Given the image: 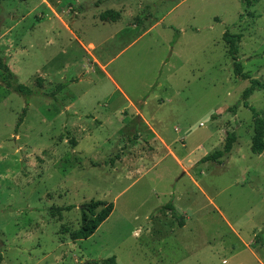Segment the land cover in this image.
I'll use <instances>...</instances> for the list:
<instances>
[{
	"label": "rangeland",
	"instance_id": "obj_1",
	"mask_svg": "<svg viewBox=\"0 0 264 264\" xmlns=\"http://www.w3.org/2000/svg\"><path fill=\"white\" fill-rule=\"evenodd\" d=\"M226 31L264 118V0H0V53L42 91L16 131L27 99L0 71V264H264V152ZM92 200L114 210L74 241Z\"/></svg>",
	"mask_w": 264,
	"mask_h": 264
},
{
	"label": "trees",
	"instance_id": "obj_2",
	"mask_svg": "<svg viewBox=\"0 0 264 264\" xmlns=\"http://www.w3.org/2000/svg\"><path fill=\"white\" fill-rule=\"evenodd\" d=\"M117 13L112 10H106L101 14L102 20H116ZM240 38L239 35H231L228 31L224 34V40L228 44V52L233 59V70L236 76L243 79H249L251 84L246 87L242 92V103L245 107L249 108L253 114V130L254 134L251 142V150L254 154H262L264 152V118L256 110V108L249 104L248 98L253 94L258 88L260 82L253 78L250 73L245 72L241 60L237 55V40ZM0 71L2 72V84L10 91L17 92L24 97H26L27 106L23 109L16 124V131L20 125L24 122L26 112L28 109V99L34 94H42V91L34 90L24 83L16 81L14 78V73L11 70L9 64L7 63L5 57L0 53ZM43 77H38L36 79L37 85L39 87L43 86ZM70 81H62L56 85L55 89L50 93H44L48 97L56 100L58 93L63 91L69 86ZM235 107H231L230 110H234ZM236 134L234 132H228L224 141V145L221 149L214 151L211 154L204 156L199 162H221V158L229 154L236 142ZM74 205H67L65 207L51 206L50 210L54 216H58L60 219L63 218V210H71ZM160 209L168 210L172 216H174L180 225H184V215L179 214L176 210L172 201L167 202L159 207ZM114 210V203L106 200H92L88 203H84L81 208V225L78 229L69 231L70 238L74 241L82 240L90 237L95 233L99 226L111 215ZM262 239L259 235L256 237V242H261ZM102 264H118L116 261V256H111L103 259Z\"/></svg>",
	"mask_w": 264,
	"mask_h": 264
}]
</instances>
